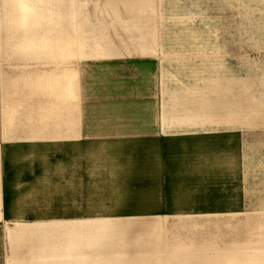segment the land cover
Segmentation results:
<instances>
[{
	"label": "rangeland",
	"instance_id": "obj_1",
	"mask_svg": "<svg viewBox=\"0 0 264 264\" xmlns=\"http://www.w3.org/2000/svg\"><path fill=\"white\" fill-rule=\"evenodd\" d=\"M0 264H264V0H0Z\"/></svg>",
	"mask_w": 264,
	"mask_h": 264
},
{
	"label": "crops",
	"instance_id": "obj_2",
	"mask_svg": "<svg viewBox=\"0 0 264 264\" xmlns=\"http://www.w3.org/2000/svg\"><path fill=\"white\" fill-rule=\"evenodd\" d=\"M0 86L4 87V80H3V72H0ZM3 87H2V91H3ZM1 107V106H0Z\"/></svg>",
	"mask_w": 264,
	"mask_h": 264
}]
</instances>
